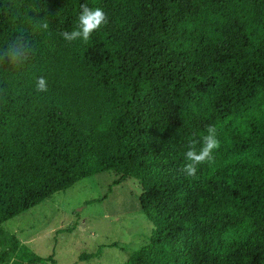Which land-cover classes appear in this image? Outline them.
Returning a JSON list of instances; mask_svg holds the SVG:
<instances>
[{
  "label": "trees",
  "instance_id": "obj_1",
  "mask_svg": "<svg viewBox=\"0 0 264 264\" xmlns=\"http://www.w3.org/2000/svg\"><path fill=\"white\" fill-rule=\"evenodd\" d=\"M81 5L108 22L67 42ZM17 36L27 60L0 65V264H56L4 224L109 172L140 181L154 226L125 264H264V0H0V49ZM209 126L220 146L187 177Z\"/></svg>",
  "mask_w": 264,
  "mask_h": 264
},
{
  "label": "rangeland",
  "instance_id": "obj_2",
  "mask_svg": "<svg viewBox=\"0 0 264 264\" xmlns=\"http://www.w3.org/2000/svg\"><path fill=\"white\" fill-rule=\"evenodd\" d=\"M115 173L95 175L4 224L30 250L56 264H125L154 228L141 209L140 181L115 186ZM102 200L96 202V200ZM99 258H88L96 254ZM113 246V247H108Z\"/></svg>",
  "mask_w": 264,
  "mask_h": 264
},
{
  "label": "clouds",
  "instance_id": "obj_3",
  "mask_svg": "<svg viewBox=\"0 0 264 264\" xmlns=\"http://www.w3.org/2000/svg\"><path fill=\"white\" fill-rule=\"evenodd\" d=\"M107 22L108 18L101 8L92 9L86 5H81L77 27L71 32H61L60 35L67 42H72L77 39H82L86 42L94 31L100 29ZM37 27L47 30L49 25L44 22L37 25ZM29 53L30 48L28 42L22 36H17L5 48L0 49V65L20 66L27 60ZM36 91H48V82L45 77L41 76L37 78ZM216 132L217 130L214 126H209L207 134L199 142V149H197L195 143L190 144L188 150L185 152L186 163L181 169L184 175L187 177L195 176L200 165L213 160V152L220 146Z\"/></svg>",
  "mask_w": 264,
  "mask_h": 264
}]
</instances>
